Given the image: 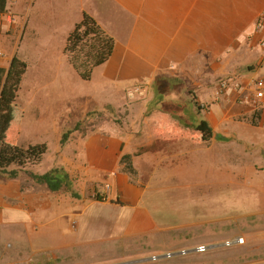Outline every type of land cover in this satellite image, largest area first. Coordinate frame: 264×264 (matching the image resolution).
Here are the masks:
<instances>
[{
    "label": "rangeland",
    "instance_id": "1",
    "mask_svg": "<svg viewBox=\"0 0 264 264\" xmlns=\"http://www.w3.org/2000/svg\"><path fill=\"white\" fill-rule=\"evenodd\" d=\"M59 8L58 0H33L28 5V29L15 48L27 70L7 133L9 142L16 145L24 146L46 128L52 133L61 126H66L63 134L72 131L70 136L76 138L89 133L112 135L110 124L121 128L130 105L150 106L152 102L128 99V90L144 83L109 71L114 63L96 68L90 81L77 76L64 49L82 19H63ZM109 21L100 20L106 31L123 41L121 20ZM200 101L215 112L218 126L210 127L211 134L189 127L197 119L206 121L207 110L194 109L193 120L182 118L171 126L158 120L154 138L134 154L136 170L130 172L141 187L133 204L77 210L57 204L45 214L32 215V220L22 214L17 228L3 219L0 264H223V260L249 264L250 252L255 250L251 241H260L264 250V126L224 118V99L214 103L202 96ZM13 126L23 130L20 141L17 133L12 134L15 139L10 136ZM42 139L53 151L52 136ZM49 167L47 160L38 168L28 165L20 182L31 174L48 173ZM30 183L39 188L34 180ZM68 185L61 190L72 187L70 179ZM98 191L103 192L104 186L98 184ZM62 214L70 217L69 224L56 228L42 224ZM237 237L244 238V244L223 246ZM200 246L208 250L195 252ZM181 250L190 253L152 259Z\"/></svg>",
    "mask_w": 264,
    "mask_h": 264
},
{
    "label": "crops",
    "instance_id": "2",
    "mask_svg": "<svg viewBox=\"0 0 264 264\" xmlns=\"http://www.w3.org/2000/svg\"><path fill=\"white\" fill-rule=\"evenodd\" d=\"M32 1L7 0L6 12L0 14V68L9 69L13 58H18L15 48L28 29L27 12ZM58 1L59 11L64 12L60 14L63 19L72 18L78 22L88 14L104 31L107 26L101 24V19L121 20L123 41L106 31L115 40V51L108 61V65L114 64L109 71L145 83L147 96L144 101L152 102L150 106L130 105L122 117L121 128L110 124L115 133L112 135L89 133L83 138L72 135L62 146V132L66 126L53 129L52 133L51 128L41 129L44 132L24 146L48 147L42 138L52 136L54 149L51 152L47 149L42 161L49 162L48 171L62 169L69 176L72 189L53 192L46 185L39 184V188L31 185V178L20 182L25 169L20 170L17 179L0 178V227L5 219L6 225L17 228L22 214H28L32 220V215L45 214L57 204L73 210L97 205L121 208L133 204L140 190L138 187H141L130 172L136 170L135 152L154 138L153 129L158 120L164 119L165 124L171 126L182 121L171 113L185 119L193 115L195 108L189 104L193 98L201 111L207 110L204 118L212 128L218 126L215 112L200 101L202 96L214 103L224 99V118L244 120L249 124L256 120L253 126H264V99L254 100L246 84L264 75V28H258L264 15V0ZM246 72L254 76L250 78ZM234 77L243 81V89L220 93L221 81ZM157 82H160V90L154 86ZM22 136L20 129L19 141ZM17 146L24 148L18 142ZM98 184L104 186L103 192L98 191ZM3 210L9 213L3 215ZM64 215L42 224L55 228L57 224H69L70 217ZM6 216H10L11 221L6 220ZM260 243L257 239L251 241L255 250L250 252L252 261L249 264H264ZM222 262L225 264V260Z\"/></svg>",
    "mask_w": 264,
    "mask_h": 264
},
{
    "label": "trees",
    "instance_id": "3",
    "mask_svg": "<svg viewBox=\"0 0 264 264\" xmlns=\"http://www.w3.org/2000/svg\"><path fill=\"white\" fill-rule=\"evenodd\" d=\"M6 5L7 0H0V14L6 12ZM258 23L264 27V15ZM114 51V38L104 31L93 17L88 14H84L82 21L75 26L74 30L68 36L64 54L67 57L68 63L76 72L77 76L83 81H90L93 71L107 63L112 57ZM26 70L27 64L16 56L13 58L9 69L0 68L1 179H17L20 175V170L22 171L28 165L40 164L43 156L47 152L46 145H30L27 148H21L17 146L16 143H11L7 139L9 136L7 133L11 127V114L14 110L17 111L18 109L16 105V99ZM141 86L145 87L147 96V85L144 83ZM154 86L160 90V82L155 83ZM167 92H169V90H167L165 94ZM132 101H144V99H135ZM191 103L193 104L192 106H194L196 111H201V108L196 103L195 98H193L189 104ZM167 105L170 107V102ZM153 109L154 108L150 110L153 111ZM170 115L179 119L184 118V116L181 118L173 113ZM193 115L185 116L187 117L186 119L188 122L191 119L193 120ZM255 121L256 120H252L251 124L256 125ZM190 124L191 125H189V127L193 129H201L206 133H212L210 125L206 121L197 119L194 121V123L191 122ZM76 129H78V126ZM10 132V136L15 139V135L12 134L17 133V137L19 133V127L16 128V126H13ZM71 133L72 131H68L67 133L63 134L61 141L62 146L66 144ZM13 166L16 168H11ZM30 177L38 184L47 185L48 188L53 192H57L64 187H69V176L59 168H53L51 171L43 175L31 174Z\"/></svg>",
    "mask_w": 264,
    "mask_h": 264
},
{
    "label": "built area",
    "instance_id": "4",
    "mask_svg": "<svg viewBox=\"0 0 264 264\" xmlns=\"http://www.w3.org/2000/svg\"><path fill=\"white\" fill-rule=\"evenodd\" d=\"M259 29H263L264 27L261 25H258ZM262 46L264 47V41L262 42ZM1 55V54H0ZM247 89L250 90V93L253 95L254 100H263L264 99V75L260 77H255L248 81L247 83ZM244 87L243 81L239 80L238 78H228L225 80H222L219 86L220 93L227 92L229 90H236L241 91ZM127 96L129 100H135V99H145L146 98V90L145 87L138 85L134 88L128 90ZM244 244V238L237 237L232 240H229L223 244L225 247H231V246H238ZM208 250V247L206 246H200L196 248L195 252L197 253H204ZM190 253V251L187 250H181L179 252H170L165 255H158V256H152V259L154 261L162 260V259H171L176 256H186Z\"/></svg>",
    "mask_w": 264,
    "mask_h": 264
}]
</instances>
